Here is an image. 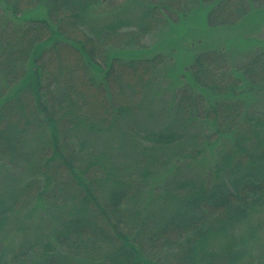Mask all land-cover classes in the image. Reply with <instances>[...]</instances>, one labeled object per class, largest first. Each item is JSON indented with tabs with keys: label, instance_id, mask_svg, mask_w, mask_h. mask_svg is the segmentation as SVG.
<instances>
[{
	"label": "trees",
	"instance_id": "1",
	"mask_svg": "<svg viewBox=\"0 0 264 264\" xmlns=\"http://www.w3.org/2000/svg\"><path fill=\"white\" fill-rule=\"evenodd\" d=\"M104 1L0 0V163L22 158L28 172L0 195V225L17 202L62 211L58 228L49 212L28 242L0 239V264H238L264 237V113L249 109L264 92V53L238 66L222 49L198 53L171 119L116 156L76 133L139 135L126 127L140 108L130 92L162 61L141 40L183 0L147 3L134 31L115 21L88 33ZM185 1L206 5L210 27L264 10ZM212 144L221 150L190 177Z\"/></svg>",
	"mask_w": 264,
	"mask_h": 264
},
{
	"label": "rangeland",
	"instance_id": "2",
	"mask_svg": "<svg viewBox=\"0 0 264 264\" xmlns=\"http://www.w3.org/2000/svg\"><path fill=\"white\" fill-rule=\"evenodd\" d=\"M162 1L164 0H105L91 10L92 14L88 15L84 30L91 33L120 21L123 23L118 31H134L142 7L147 3ZM194 2L183 0L182 5L180 3L178 7L179 13L188 11L184 19L178 16L179 13H170V21L158 23L141 40L147 50L151 51L145 56L161 54L162 61L156 64L154 69L148 67L142 78L138 79L139 85L130 92L131 95L135 93L140 108L134 118H129L126 127L131 131L136 129L139 135L127 134L120 130L111 135L83 130L76 133L79 139L88 141L94 147L114 152L116 156L129 154L133 152L136 142L149 132L161 129L171 119L175 95L181 87V76L198 53L222 49L232 66L244 64L256 54L264 53V10L233 26L210 27L206 20V5ZM254 5L262 6L264 0H255ZM124 75L125 79L135 81L132 69L125 70ZM249 101V109L264 113V92L253 95ZM123 124L122 122L121 126ZM220 150L219 144H212L204 154L193 161L187 174L193 178L200 176ZM27 173V166L22 158H15L7 164L0 163V195L9 189L8 186L17 187L15 185L20 179L25 180ZM58 211H54L50 205L45 208H33L29 203L20 202L6 207V220L0 225V239L21 237L27 242L32 240L48 218L49 212L54 214L53 226L58 228V215L62 212ZM20 226L23 231H20ZM251 261L264 263V237H259L248 246L247 254L238 264H248Z\"/></svg>",
	"mask_w": 264,
	"mask_h": 264
}]
</instances>
